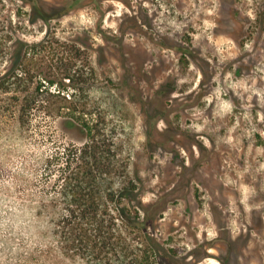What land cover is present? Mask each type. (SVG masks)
<instances>
[{
  "label": "rangeland",
  "instance_id": "1",
  "mask_svg": "<svg viewBox=\"0 0 264 264\" xmlns=\"http://www.w3.org/2000/svg\"><path fill=\"white\" fill-rule=\"evenodd\" d=\"M7 72L0 264H88L61 250L50 220L68 207L67 152L87 138L50 103L68 94L88 101L97 139L125 165L94 173L117 188L138 180L150 211L166 207L157 233L181 264H264V0H0ZM51 79L78 86L58 93Z\"/></svg>",
  "mask_w": 264,
  "mask_h": 264
},
{
  "label": "trees",
  "instance_id": "2",
  "mask_svg": "<svg viewBox=\"0 0 264 264\" xmlns=\"http://www.w3.org/2000/svg\"><path fill=\"white\" fill-rule=\"evenodd\" d=\"M18 42L21 46L14 50L10 66L13 73L23 61V48L27 46L23 41ZM10 72L0 76L2 84L10 78ZM66 76L72 80L71 74ZM16 82L23 83V78H17ZM50 82L51 85L57 83L58 93L69 86H78L74 82L59 83L57 79ZM44 85L38 84L36 91L47 90ZM68 95L50 103L58 107V115L70 118L69 123L79 122L87 138L82 146L73 145L67 152L61 198L68 207L55 210L50 219L57 245L65 254L72 252L86 257L88 264H178L179 250L163 242L157 233L158 221L166 207L159 206L156 201L153 203L155 209L150 211L138 190V180L124 181L117 188L112 181L98 179L96 170L122 171L125 165L110 147L111 142L97 139L102 121L99 117L94 120L86 117L90 107L88 101ZM21 102V117L24 118L37 100L29 98Z\"/></svg>",
  "mask_w": 264,
  "mask_h": 264
}]
</instances>
